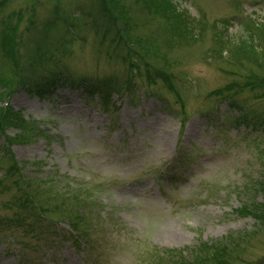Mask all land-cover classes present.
I'll return each instance as SVG.
<instances>
[{
    "label": "rangeland",
    "instance_id": "374dc122",
    "mask_svg": "<svg viewBox=\"0 0 264 264\" xmlns=\"http://www.w3.org/2000/svg\"><path fill=\"white\" fill-rule=\"evenodd\" d=\"M115 1L121 37L99 0H0V119L23 120L0 130V264H264V0ZM66 80L120 92L107 107ZM14 180L64 193L32 189L42 217ZM75 214L95 217L88 250Z\"/></svg>",
    "mask_w": 264,
    "mask_h": 264
},
{
    "label": "trees",
    "instance_id": "16d2710c",
    "mask_svg": "<svg viewBox=\"0 0 264 264\" xmlns=\"http://www.w3.org/2000/svg\"><path fill=\"white\" fill-rule=\"evenodd\" d=\"M135 1H136L135 3L137 4L141 0H138V2H137V0H135ZM111 4H112V10L109 8V6H107V1L106 0H99L100 15H101L100 19H101L102 24H103V34L104 33L110 34V32L113 31V36L121 37L122 34H123L122 27L125 28L124 32H125V30L128 31V29H126V27L128 25L127 22H129V16L127 15L128 12L126 13V9L122 6V4H120V1L117 2V1L113 0ZM158 4H159V2L157 3V5ZM163 4L164 3H162V5ZM142 7H145V5L142 6ZM152 9H155L154 10L155 12L154 11L152 12V13H154V15H156L159 11H163L164 12L163 9H158V6H155ZM165 12H167V11H165ZM165 12L163 13V15L161 13V15L163 16L164 19L165 18L168 19V20L165 21V23H167V24H165L166 28H164L165 32H167V27L169 26L168 29L170 28L169 30H171L172 34H176V33L180 34L181 29H182V25H183V23L181 22V19H180L182 15H180L179 13H174V12H170L169 13L170 15H167ZM157 15H159V14H157ZM97 24L99 25L98 22H93V26H95V29L97 28ZM119 25H121L120 28H119ZM0 35H1V33H0ZM10 40L11 39H9L7 41L8 44H10V42H11ZM138 50L139 49H133L132 45H131V47H127L126 56L128 58H130V62L131 63H133V59L134 58H135L134 60H136V58L140 57L141 54H140V52H138ZM145 60H147V59H145ZM132 68H130V69L132 70ZM24 76L25 75L21 76V74H20V77L15 76L14 80H12L11 83L14 86H16V87H19V86L23 85V84H19V85L17 84L16 85V83H19V81H22L24 79ZM148 76H149V77H147L148 80L151 79V81H155V80L158 79L160 81H164L166 83H169L170 77L172 75L171 74H167L165 71H161V70L155 68L154 74L149 73ZM31 81H33L32 78H30L28 80L29 84L28 83L27 84L29 86H31V83H32ZM67 82H68V80H66V83ZM9 84L10 83H8L7 85H9ZM36 84H37V88L36 89H38V93L42 94V95H47L49 93V91L51 92V90L55 89L56 81L51 80V79L48 80L47 78L38 77ZM68 85L70 87H74V88L76 87V88L82 89L86 97H88V96L92 97V95L97 94L99 97H101L103 99L104 104L107 107L109 106L108 103H107V99L109 100V97L111 95V90L113 92H116V93L120 92L119 89L115 88L116 86L114 84H112V83L108 84L105 81H101V82L95 83V82H90L89 80H86V88L85 89L83 88L84 86L82 85L81 81H80V84H75L74 82H72V83L68 82ZM107 86H110V88L107 87ZM129 87H130V85H129ZM129 87H127V88H129ZM10 92H12V90H10ZM10 92L6 93V94H8V98H10ZM4 108H7V107H4ZM18 120H19L18 118H15V119L10 118V120L8 122L13 123L12 125L16 126L15 124L21 123V121H23V120H19V121ZM8 122H7V120L4 121V120L0 119V130L1 131L4 128L7 127ZM21 140L22 139H20V141ZM14 142H16V141L14 140ZM8 161H9L8 163H9L10 167H7L8 171H7V173H5V176H12V175L19 174V176L22 177L23 175H21V173L19 171V168L17 167V163L13 159H11V157H9ZM176 177L177 176H175V177H173L172 179H169V180L172 181ZM36 182H37L36 180L33 181V182L26 180L23 183H21L20 180H14L13 181V183H15V185L17 186L16 188L21 189V187H23L22 188L23 192L26 193V194H24L26 196L25 197L26 199L24 201L26 207H28L31 204L30 211L33 214H40L42 217H45V214H44L45 213V207L43 208L44 202H41L42 203L41 209L38 208V205L34 204V201H33L34 197H31V193H34L33 190H35L37 195H39L40 197L42 196L41 198L43 200H48L50 198H52V200H54V199L56 200L57 196H55V195L57 193L58 194H63L64 192L61 189H58L59 191L56 193V188H55L56 186L55 185L54 186L49 185V186H51V188L49 186H45V184H44L45 182L44 181H38L39 184H41V185L43 184V185H42V187H40V186L37 187L38 183H36ZM49 189H50V191H49ZM77 190L78 189H76L73 192V195H71V199L72 200L75 198V194L74 193L78 194ZM50 193H52V194L50 195ZM46 211H47V209H46ZM73 217L79 219V223H80L81 226H79L78 222H76L73 219H71V221H69L70 225H72V229L77 234L76 236L72 235L71 238H73L74 244L77 247L83 245L82 248H85V249L87 248V250H88V249L91 248L89 246H91V243H92V240H93L91 236H93V233L96 231V228H91L90 220H94L95 217H93V215H89V214L83 215V216L81 214H79V215L75 214V216H73ZM85 223H86L87 227H84ZM87 254L88 255H92L91 252H87ZM193 256L195 257L196 255H193ZM181 264H182V262H181Z\"/></svg>",
    "mask_w": 264,
    "mask_h": 264
}]
</instances>
